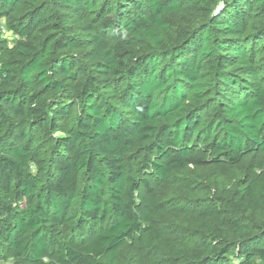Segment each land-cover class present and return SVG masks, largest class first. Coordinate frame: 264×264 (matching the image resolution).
I'll return each mask as SVG.
<instances>
[{"label": "trees", "instance_id": "1", "mask_svg": "<svg viewBox=\"0 0 264 264\" xmlns=\"http://www.w3.org/2000/svg\"><path fill=\"white\" fill-rule=\"evenodd\" d=\"M184 11L198 23H170ZM261 51L264 0H0V258L120 264L139 245L167 252L140 264H264V173L186 203L149 187L253 155L264 166ZM144 144L137 176L128 154ZM160 213L191 225L168 237Z\"/></svg>", "mask_w": 264, "mask_h": 264}, {"label": "rangeland", "instance_id": "2", "mask_svg": "<svg viewBox=\"0 0 264 264\" xmlns=\"http://www.w3.org/2000/svg\"><path fill=\"white\" fill-rule=\"evenodd\" d=\"M170 23L174 26L181 25L186 26L190 24H196L197 19L191 14L189 11H184L181 15L169 18ZM67 26H69V32L76 36H81L80 26L74 25L68 22ZM2 30L1 34L6 37L9 41H13L15 38L11 36V34L7 31ZM172 36L171 34L164 33V40L167 44H172ZM90 49V47H86L84 50L76 52L80 55L81 63L79 66L81 68L88 67L96 60L94 58H88L86 55V51ZM151 46H136L134 52L137 54L148 53L151 52ZM255 66L258 69V74L260 77L264 76V53L259 52L256 58L253 59ZM237 68L241 67L239 64L236 65ZM239 70V74H243ZM245 74V73H244ZM243 74L244 80H248L249 82L253 81L252 77L249 75L246 76ZM75 116V110L70 113L69 118H73ZM39 147L41 157L45 160L48 158L49 148L47 146V142H45L42 138H39ZM147 158H151L149 156V152L147 149V145H137V147L133 148L131 152L128 154V167L130 171L135 173L137 176L143 175V166L144 162ZM264 173V166L261 164V159L259 156H249L241 165L237 166V168L233 169L230 175L224 174V170L218 169L214 166H204L200 168L188 167L185 172L177 174L173 178V182L171 185H165L163 183L153 182L149 187L156 192V194L160 195L165 199L173 198L177 202L186 203L191 199H202L213 198L216 196H229L233 194L239 185V182L244 178L246 174L253 175L254 173ZM143 193L147 199L153 197L149 189H145L142 187ZM160 222L167 230L168 237L176 238L178 236H182L189 229L190 225L188 222H184L173 218L165 213L159 214ZM141 248L139 245H127L121 254L122 258L120 264H140L142 260H144L148 256L151 257L153 261H157L159 259L167 256L166 249L156 248V250H151L149 254ZM0 264H27L20 263L15 261L14 259L8 258L3 259L0 258Z\"/></svg>", "mask_w": 264, "mask_h": 264}, {"label": "built area", "instance_id": "3", "mask_svg": "<svg viewBox=\"0 0 264 264\" xmlns=\"http://www.w3.org/2000/svg\"><path fill=\"white\" fill-rule=\"evenodd\" d=\"M3 31H4V34H6V32H5L6 30H5V29H3Z\"/></svg>", "mask_w": 264, "mask_h": 264}]
</instances>
